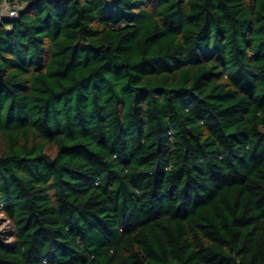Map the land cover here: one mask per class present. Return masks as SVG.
<instances>
[{
  "label": "trees",
  "instance_id": "trees-1",
  "mask_svg": "<svg viewBox=\"0 0 264 264\" xmlns=\"http://www.w3.org/2000/svg\"><path fill=\"white\" fill-rule=\"evenodd\" d=\"M20 1L0 264H264V0Z\"/></svg>",
  "mask_w": 264,
  "mask_h": 264
},
{
  "label": "built area",
  "instance_id": "built-area-1",
  "mask_svg": "<svg viewBox=\"0 0 264 264\" xmlns=\"http://www.w3.org/2000/svg\"><path fill=\"white\" fill-rule=\"evenodd\" d=\"M22 8L23 3L20 0H0V21L5 18L18 17Z\"/></svg>",
  "mask_w": 264,
  "mask_h": 264
},
{
  "label": "rangeland",
  "instance_id": "rangeland-1",
  "mask_svg": "<svg viewBox=\"0 0 264 264\" xmlns=\"http://www.w3.org/2000/svg\"><path fill=\"white\" fill-rule=\"evenodd\" d=\"M0 229L4 232L6 237L10 236L12 230L11 225L2 214H0ZM9 240L12 242L11 238H9Z\"/></svg>",
  "mask_w": 264,
  "mask_h": 264
},
{
  "label": "clouds",
  "instance_id": "clouds-1",
  "mask_svg": "<svg viewBox=\"0 0 264 264\" xmlns=\"http://www.w3.org/2000/svg\"><path fill=\"white\" fill-rule=\"evenodd\" d=\"M13 15H15V13H13Z\"/></svg>",
  "mask_w": 264,
  "mask_h": 264
}]
</instances>
